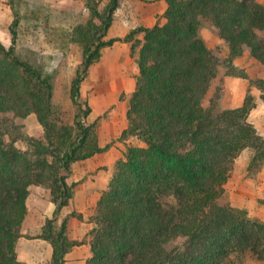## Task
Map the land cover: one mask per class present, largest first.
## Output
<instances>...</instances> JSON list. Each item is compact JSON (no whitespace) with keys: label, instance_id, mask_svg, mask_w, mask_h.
Returning <instances> with one entry per match:
<instances>
[{"label":"trees","instance_id":"1","mask_svg":"<svg viewBox=\"0 0 264 264\" xmlns=\"http://www.w3.org/2000/svg\"><path fill=\"white\" fill-rule=\"evenodd\" d=\"M24 1L9 0L11 44L0 40V264H23L16 243L30 185L49 190L55 211L40 233L27 237L50 244V264H65V255L85 242L70 239L67 218L57 222L56 217L73 196L75 183L67 181L71 164L109 147L98 146L97 121H85L91 107L81 99L80 85L102 48L117 40L105 36L121 0H83L87 16L67 23V40L81 50L69 87L77 109L72 124L55 117L49 71L15 52L18 5ZM165 2L163 23L136 27L123 37L143 32L127 127L118 139L134 136L145 146H127L115 162L92 216L95 225L86 233L90 256L84 264L264 262V223L233 206L225 188L243 149L251 150L249 175L264 164V137L249 120L256 101L248 89L239 106L216 108L214 85L222 63L200 35L201 20L209 21L226 44L223 65L229 74L247 78L264 99V78L252 79L233 63L248 49L264 67V5L257 0ZM30 113L42 127L40 135L23 133L15 121ZM18 140L26 149L15 145ZM178 238L184 239V249L171 245Z\"/></svg>","mask_w":264,"mask_h":264},{"label":"rangeland","instance_id":"2","mask_svg":"<svg viewBox=\"0 0 264 264\" xmlns=\"http://www.w3.org/2000/svg\"><path fill=\"white\" fill-rule=\"evenodd\" d=\"M257 1L264 5V0ZM105 2L106 0H101V4ZM87 14L83 0H26L18 5L15 52L23 59H34L42 63L52 75V103L55 117L67 124L73 123V116L77 112L69 97V87L81 58V50L75 43L67 40L65 31H68L67 23L84 18ZM13 20L14 14L9 0H0V40L6 46L11 44L9 26ZM200 35L222 63L214 85L219 93L216 108L239 106L249 89L256 101L249 113V120L258 133L264 137V99L260 98V91L254 85H250L247 78L229 74V70L223 65L227 53L226 44L209 21L201 20ZM233 63L238 70H243L252 79L264 78V67L256 62L248 49H244L242 55L235 58ZM100 87V82L90 73L80 85L81 99L86 100L91 109H98L101 103L104 87L103 90ZM99 115L104 117L106 112ZM99 115L90 113L85 120L86 123L94 120L98 122L97 116ZM15 121L21 125L22 132L27 135L37 136L42 132V127L33 113L23 119H15ZM15 145L21 149H26L27 146L22 140H18ZM250 155L249 148L243 149L238 154L225 188L233 206L244 209L251 219L264 223V164L260 171L249 175L247 164ZM59 218L57 217V222ZM85 239L89 237L85 235L83 240ZM171 245L184 249V239H175ZM19 249L17 257L23 264H50V257L45 256L44 247L40 249L41 254L38 260L31 262L24 259L32 252L31 248L20 247ZM84 249V247H79V257L70 258V260L79 261L78 263L83 260L84 264L86 255L90 254V250ZM253 263L264 264L260 261H253Z\"/></svg>","mask_w":264,"mask_h":264},{"label":"crops","instance_id":"3","mask_svg":"<svg viewBox=\"0 0 264 264\" xmlns=\"http://www.w3.org/2000/svg\"><path fill=\"white\" fill-rule=\"evenodd\" d=\"M165 8V0H121L105 36L106 39L117 40L102 48L99 60L89 69L88 73L100 82L101 90L104 87L98 109H91V113L97 115L106 112L104 117L97 116V143L99 147L107 144L109 147L71 164L67 181L75 183L73 196L69 203L60 209L56 217L67 218V234L72 240H82L87 231L94 227L92 216L97 201L107 188L115 172V162L123 158L126 147L145 146L143 141L134 136L118 139L127 127L126 111L138 75L136 60L143 43V32H137L128 40H124L123 37L136 27H151L157 22L163 23ZM28 190L27 213L21 225L22 236L17 240L16 252L19 253L20 247H30L32 252L24 259L31 262L38 260L41 254L40 249L43 247L45 256L51 255V246L47 241L34 237L28 238L27 234L34 236L40 233L45 219L54 215L55 206L50 201L47 188L30 185ZM72 212L81 217L70 215ZM88 241L89 239H85L84 243L69 251L65 255V264H75L74 262L77 264L79 261L70 260V258L79 257V247L89 250ZM89 256L90 254H87L85 259ZM82 261L78 264H83Z\"/></svg>","mask_w":264,"mask_h":264}]
</instances>
